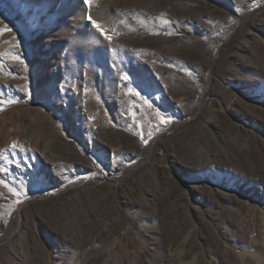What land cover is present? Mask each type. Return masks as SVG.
<instances>
[{
  "label": "rangeland",
  "instance_id": "obj_1",
  "mask_svg": "<svg viewBox=\"0 0 264 264\" xmlns=\"http://www.w3.org/2000/svg\"><path fill=\"white\" fill-rule=\"evenodd\" d=\"M0 264H264V0H0Z\"/></svg>",
  "mask_w": 264,
  "mask_h": 264
},
{
  "label": "snow or ice",
  "instance_id": "obj_2",
  "mask_svg": "<svg viewBox=\"0 0 264 264\" xmlns=\"http://www.w3.org/2000/svg\"><path fill=\"white\" fill-rule=\"evenodd\" d=\"M86 2H87L89 5H91L92 0H86ZM97 27H99V26H97ZM3 31H10V30H9V29H4ZM108 39L111 40V37L109 36ZM161 119L163 120L164 117H161ZM165 122H166V121H165Z\"/></svg>",
  "mask_w": 264,
  "mask_h": 264
}]
</instances>
